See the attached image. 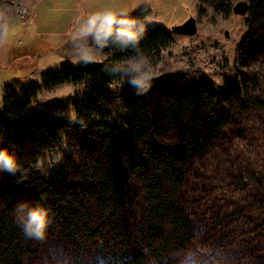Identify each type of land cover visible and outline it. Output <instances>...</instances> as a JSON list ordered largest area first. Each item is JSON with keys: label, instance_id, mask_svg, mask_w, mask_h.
I'll return each instance as SVG.
<instances>
[{"label": "trees", "instance_id": "obj_1", "mask_svg": "<svg viewBox=\"0 0 264 264\" xmlns=\"http://www.w3.org/2000/svg\"><path fill=\"white\" fill-rule=\"evenodd\" d=\"M196 1H210L224 15L232 10L233 0ZM247 2L244 66L264 54V0ZM142 16L118 20L104 34L107 46L99 49L113 52L111 62L62 66L29 89L6 88L0 152L12 167L0 160V264H29L38 253L39 240L25 236L13 213L18 203L47 210L45 235L68 248L73 264H182L197 228L185 188L197 164L220 153L232 165L223 175L238 198L228 203L231 214L248 217L264 240L259 77L237 73L219 88L184 77L133 85L115 62L158 56L174 41L172 31ZM80 84L74 119L55 105L47 115L30 114L38 92Z\"/></svg>", "mask_w": 264, "mask_h": 264}, {"label": "rangeland", "instance_id": "obj_2", "mask_svg": "<svg viewBox=\"0 0 264 264\" xmlns=\"http://www.w3.org/2000/svg\"><path fill=\"white\" fill-rule=\"evenodd\" d=\"M34 1L0 0V11L5 7L13 11L16 3L28 6ZM62 1L63 7L48 14L47 17L52 19V22L47 23V26L53 25V21L56 20L60 22L61 30L64 32L67 28L69 37H72L83 32L86 22L91 24L93 29L98 30V35L85 36L77 45L73 44L65 49V43L62 42L67 33L56 36L43 34L40 38L33 30L28 33L12 32L10 48L4 45L0 47V115L3 113L6 88L12 86L1 83V80L21 76L25 83L21 82L13 86L18 89H29L30 83L38 82L43 73L58 70L62 66L78 67L111 62L113 52L104 53L101 49L95 48V44L98 45L100 42L104 45L101 38L116 21H129L137 18L138 15H143L144 22L164 25L170 31L187 19L194 18L197 32L193 36L173 34V43L158 56L139 55L116 61L115 65L123 67L131 75L129 82L133 85L158 81L163 77L172 81L178 77H184L190 80L206 79L219 88L223 85L225 78H234L237 73L256 74L264 97V54L249 66L242 65L239 60V45L248 28V13L245 16H238L231 10L230 14L224 15L215 11L210 1L199 4L196 0ZM239 1L247 0H233L231 9ZM74 5L77 8H74ZM41 6H44V2ZM64 7L67 9L62 11ZM68 7H71V12L68 11ZM37 12L36 18L40 15L39 10ZM71 20H74L73 23ZM10 27L8 29H11ZM89 38L93 39L95 44L92 47H82V41ZM3 39L2 37L0 43ZM15 45L29 46L30 50L26 55L30 64L28 67H20L18 61L17 63L8 62V53L10 51L14 53ZM58 47L63 48L61 53L58 52V56L55 53H49L50 50H56ZM85 51H88L86 55ZM6 85L8 86L2 93V88ZM111 89L119 92L122 86L114 84ZM84 90L85 84H80L63 85L52 91H40L32 102L30 114L47 115L49 113L46 109L47 105H55L63 108L66 114L74 119L71 105L78 100L79 96L81 97ZM80 152L78 151L77 155L81 154ZM231 166L221 153L212 154L199 162L190 176L185 195L187 208L189 212H192L191 219L197 227L196 242L191 245L192 251L187 253L182 264H264L262 262L264 240L258 241L255 237L257 236L254 231L256 226L248 217L240 220V214H231L233 209L228 207L229 202L238 200L233 192L234 189L226 184L227 174L223 175L227 169L230 171ZM50 167L52 168V165ZM50 167L46 169L47 172L50 171ZM20 206L22 205L19 203L16 205L13 212L15 215L20 214ZM33 246L38 249V253L29 264H73L67 254L68 248L61 246L54 235H44L38 245L33 244Z\"/></svg>", "mask_w": 264, "mask_h": 264}, {"label": "crops", "instance_id": "obj_3", "mask_svg": "<svg viewBox=\"0 0 264 264\" xmlns=\"http://www.w3.org/2000/svg\"><path fill=\"white\" fill-rule=\"evenodd\" d=\"M43 2H44V6L42 7L41 5ZM28 6L30 7L29 16H27L21 20L15 19V16H14L13 11L11 9L9 10L7 7L1 9V11H0V40L2 39V37L4 38L0 43L1 48L3 45L10 48V45L12 43V32H18V31H25V33H28L29 31L33 30V32L35 31V34L38 35L39 37L43 36V34L49 35V36H51L53 34L52 36H56V35L67 33L66 38L64 39V42H62V43H65V46H64L65 49H66V47L72 46L73 44L77 45L78 42H80L82 39L85 38V36H89V37L95 36L96 37L98 35V30L93 29L91 24L86 23V22L85 23L83 22L85 24V27L83 28V32H80V34H77V35H73L72 37H69V35H68L69 32H68L67 28L64 29V32H63V30H61V28L59 26L60 22H57L56 20L53 21V25L47 26V23L51 24L50 22H52V19H49L47 17L48 14L54 12L55 10L60 9L61 7H63V1L62 0H35L33 3L31 2V4H29ZM73 7L77 8L76 5H74ZM63 9L64 10H62V11H65V9H67V7H64ZM38 10L40 12V15H39V17L36 18ZM71 10H72L71 7H68V11L71 12ZM71 19H73V18H71ZM73 21L71 20L72 23H73ZM45 24H46V27H45ZM13 25H14V27H13ZM9 27L11 29H8ZM101 40H102L101 42H103L104 45H102L99 42L98 45L95 44V48L98 49L100 47H106L105 44H107V43L104 40V36L101 38ZM7 41L9 43H6ZM19 43L20 42H18V44ZM94 43H95V41H94ZM18 46L17 45L14 46V48H15L14 53H12L11 51L8 53L7 60L9 63H13V62L17 63V61L20 62V67H23V68L28 67L30 64L27 61L28 59H26V55H28V51L30 50V48L28 45H25L22 47H18ZM61 49H63V48L58 47V49L56 48V50H50L49 53H55V55L58 56V52H60ZM87 52L88 51H85L84 54L86 55ZM2 55H3V53H2ZM4 57L5 56H3V58ZM100 59H101V57H100ZM90 63H93V62L90 61ZM32 78H35V77H32ZM21 82H24V78L21 76L11 77V78H8V79L3 80V81L1 80V83H8V85L20 84ZM8 85H6L4 88H2V93H3V89H5Z\"/></svg>", "mask_w": 264, "mask_h": 264}, {"label": "clouds", "instance_id": "obj_4", "mask_svg": "<svg viewBox=\"0 0 264 264\" xmlns=\"http://www.w3.org/2000/svg\"><path fill=\"white\" fill-rule=\"evenodd\" d=\"M0 160L4 167L11 169L12 159L4 152H0ZM18 222L25 236L37 240L43 239L48 227V212L42 207H23L18 216Z\"/></svg>", "mask_w": 264, "mask_h": 264}, {"label": "water", "instance_id": "obj_5", "mask_svg": "<svg viewBox=\"0 0 264 264\" xmlns=\"http://www.w3.org/2000/svg\"><path fill=\"white\" fill-rule=\"evenodd\" d=\"M232 12L238 16H245L248 13V2L239 1L233 8ZM173 34L180 36H193L197 32V25L194 18L187 19L184 23L177 25L171 29ZM94 40L89 38L82 41V47H92L94 45ZM161 80H166V77H163Z\"/></svg>", "mask_w": 264, "mask_h": 264}, {"label": "built area", "instance_id": "obj_6", "mask_svg": "<svg viewBox=\"0 0 264 264\" xmlns=\"http://www.w3.org/2000/svg\"><path fill=\"white\" fill-rule=\"evenodd\" d=\"M13 12L15 14L16 20L24 19L30 14V7L23 5L22 3H16L13 7Z\"/></svg>", "mask_w": 264, "mask_h": 264}]
</instances>
